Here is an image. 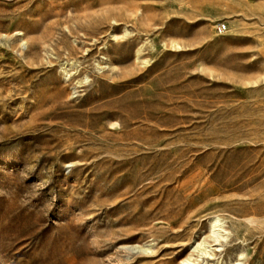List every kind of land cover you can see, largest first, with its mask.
Segmentation results:
<instances>
[{"label":"rangeland","instance_id":"rangeland-1","mask_svg":"<svg viewBox=\"0 0 264 264\" xmlns=\"http://www.w3.org/2000/svg\"><path fill=\"white\" fill-rule=\"evenodd\" d=\"M189 258L264 264V0H0V264Z\"/></svg>","mask_w":264,"mask_h":264},{"label":"bare ground","instance_id":"bare-ground-1","mask_svg":"<svg viewBox=\"0 0 264 264\" xmlns=\"http://www.w3.org/2000/svg\"><path fill=\"white\" fill-rule=\"evenodd\" d=\"M68 75V74H67ZM211 232L213 235V240L215 242H217L218 244H216L215 246L218 248H216L217 250H219V248L223 247V240L228 239L227 237L229 236L228 230L225 228L224 226V222L222 221L221 218L219 217H213L212 221H211ZM212 245L207 244V242L202 241V242H196L193 245V250H197L198 252H200V256L202 255H214L215 253L212 251L214 250L212 248ZM240 255H242V252H240ZM190 262V258L186 259L183 263L188 264ZM202 264H212L210 263L208 260L207 261H203ZM233 264H239L238 261L234 262Z\"/></svg>","mask_w":264,"mask_h":264},{"label":"built area","instance_id":"built-area-1","mask_svg":"<svg viewBox=\"0 0 264 264\" xmlns=\"http://www.w3.org/2000/svg\"><path fill=\"white\" fill-rule=\"evenodd\" d=\"M227 29H228V27H227V23H226V22H221V23L219 24V30H220L221 32H225Z\"/></svg>","mask_w":264,"mask_h":264}]
</instances>
